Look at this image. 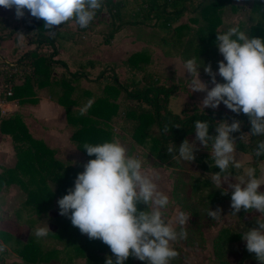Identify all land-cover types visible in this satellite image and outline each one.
Masks as SVG:
<instances>
[{
	"label": "trees",
	"instance_id": "obj_1",
	"mask_svg": "<svg viewBox=\"0 0 264 264\" xmlns=\"http://www.w3.org/2000/svg\"><path fill=\"white\" fill-rule=\"evenodd\" d=\"M30 20L29 42L38 46L17 60L19 68L28 72L18 78L14 99L20 105L34 103L32 97L49 90L51 99L66 110L70 142L89 164L98 190L79 188L80 163L73 165L34 139L19 113L2 118L0 130L11 135L17 156L13 168L0 171V190L16 184L26 199L16 213L0 212V220L12 221L17 229L14 236L0 229V258L12 253L23 264L79 260L136 264L135 238L141 229L160 246L139 264H180L177 253L165 246L171 235L165 220L152 211L149 195L136 192L131 156L140 148L150 166L178 168L173 162L179 163L185 152L190 156V145L198 142L216 151L248 153L256 162L264 160V0H243L241 5L234 0H76L73 6L41 0ZM73 22L80 24L79 37L97 33L112 38L128 27L146 44L124 60L123 82L115 66L108 68L109 79L104 71L92 78L88 69L93 60L72 70L56 58L73 40ZM100 24L104 26L96 32ZM44 45L51 46L50 54L41 51ZM162 45L168 47L167 55L180 58L193 74L217 81L219 102L235 105L186 106L181 114L173 113L169 105L176 87L151 69L154 47ZM57 64L66 70L58 72ZM120 140L130 143L125 156L117 151ZM194 161L217 178L231 176L236 192H226L202 177H175L173 200L182 212L197 217L177 230L179 238L190 248L205 246L210 206L237 201L243 193L250 200L244 205L236 202L233 221L223 224L213 239L214 254L220 264H264V246L255 238L264 228V188L238 181L233 166L216 163L215 158L206 163L194 157ZM256 206L259 214H254ZM25 210L37 220H30L22 243L19 220ZM86 220L89 233L83 227ZM238 244L241 258L234 263L229 254L238 252Z\"/></svg>",
	"mask_w": 264,
	"mask_h": 264
},
{
	"label": "rangeland",
	"instance_id": "obj_2",
	"mask_svg": "<svg viewBox=\"0 0 264 264\" xmlns=\"http://www.w3.org/2000/svg\"><path fill=\"white\" fill-rule=\"evenodd\" d=\"M64 6H73L76 0H54ZM120 0H116L118 2ZM41 0H10L3 4L5 8L4 13L11 14V12H20V8H25L26 3H31L33 7L37 10L39 8ZM235 4L241 5L243 0H234ZM134 13V12H133ZM134 15V14H133ZM13 18V16H12ZM23 14L19 13V16L13 18V24H19L22 30H26L29 25V21L24 22ZM20 20V21H19ZM83 23V22H82ZM85 23V22H84ZM12 27L14 31L18 28L17 25ZM103 24L95 26V31L98 32ZM70 33H74L73 40L68 41L66 47L63 48L62 53L60 52L56 57L59 60L66 59L67 64L72 70L77 69L81 57L84 61L94 60L97 62V67L92 70V76L97 77L103 71L105 72V78L109 79L111 73L108 68L115 66L116 72L119 75L120 80L123 82L127 77L126 68L123 65L124 60H126L131 53L134 52L135 46L133 39L136 40L134 32L131 28H124L118 32L114 37L107 38L105 35L101 34H83L79 37L78 28L80 24L70 23ZM11 30V29H10ZM11 31L12 33H14ZM7 31L5 34L0 33V37H5L6 35H13ZM23 31H17L15 33L16 45L18 47L15 50H10L11 56L6 58L10 62H17L19 57L30 50L29 38L30 35H26V43L22 41V36H25ZM6 43V41H3ZM32 46V45H31ZM34 48V46H32ZM12 49V46L10 47ZM156 52L154 53L151 65V69L157 73L164 83L173 85L176 87L171 100L169 108L175 114H181L182 110L186 106H200L202 108H207L210 106L219 107H231L235 105L234 103H222L218 101L217 91L214 86L215 82L207 81L201 74H193L190 69L183 64V62L176 57H171L167 55L169 53L168 47L155 46ZM8 51V49H7ZM19 51V52H18ZM41 51L50 54L52 48L50 45H44ZM68 52V54H67ZM58 72H63L60 65H56ZM28 72V70H27ZM1 84V79H0ZM18 84V79H17ZM38 95H43L50 97V92L48 89L45 91H39ZM256 98L259 99L260 93L255 94ZM33 100L35 97H32ZM237 104V103H236ZM11 113V110H10ZM11 115V114H9ZM8 115V116H9ZM49 117H54L55 124L52 123V127H61L67 122L66 110L62 106L60 112H52ZM192 148V153L189 156L188 152L182 155V159L178 162H173V164H179L178 168L171 167L168 164H163L161 167L150 166L149 160L143 155V150L140 148L135 149L131 159L135 161V184L136 192L140 194H147L151 198V209L155 214H162L163 220H165V227L170 232V236L165 241V246L169 250L177 253V257L180 259V264H220L214 254L213 250V239L217 235L219 229L225 223H231L234 219L232 210L235 208L236 202L241 205L247 204L250 198L243 193L239 194L238 200L234 201L231 199L223 200L210 206L207 218H205V228L204 233L206 236V244L203 247H188L186 243L182 241L177 233L180 227L187 226L192 220L197 218L191 213H184L181 208L173 200L171 193L173 188V180L180 178L183 175H191L193 177L208 179L213 182L219 188H222L226 192H236L232 189L233 178L231 176H225L222 178H217L214 174L207 173L194 161V157L200 159L203 162H208L209 158H215L216 163L225 162L227 165L233 166V172L235 178L249 185H256L260 188H264V160L256 162L252 155L244 153L241 151L229 149L216 151L214 147L208 146L205 143L194 142L190 145ZM69 156L66 158L59 156L62 159L69 160L73 165L82 166L81 179L77 186L81 189H91L97 191L95 187V178L93 172L89 168V164L84 161L83 156L80 154L79 150L75 147H70ZM130 148V143L127 140H120L118 144V153L121 156H125L126 152ZM72 150V151H71ZM126 186V190H129V186ZM18 192L22 195V201H20L18 207L13 210L12 214L16 213L18 209L21 208L22 204L26 199V193L17 186ZM190 194L191 192L188 191ZM28 210L23 211V219L28 221L36 219L35 215L28 216ZM199 212L198 215H200ZM260 213L259 207L256 206L254 214ZM30 219V220H29ZM37 220V219H36ZM89 220L84 223V230L89 233L90 224ZM37 225L45 230L47 227L43 225L40 220L37 221ZM25 227L24 230H27ZM25 235L23 238H19L22 243L26 240ZM256 241L264 246V228L257 232ZM160 246L159 243H154L151 241V236L148 233L143 232L141 229L138 230L135 238V247L137 251V261L139 264L145 256H150L154 253L156 248ZM242 245L238 244L236 249L238 252L230 253L229 260L237 263L241 258L239 251ZM1 252V250H0ZM0 264H23L22 261L12 253L3 254L0 258ZM50 264H65L59 262H51ZM75 264H83V261L79 260ZM246 264H259L257 262H247Z\"/></svg>",
	"mask_w": 264,
	"mask_h": 264
},
{
	"label": "crops",
	"instance_id": "obj_3",
	"mask_svg": "<svg viewBox=\"0 0 264 264\" xmlns=\"http://www.w3.org/2000/svg\"><path fill=\"white\" fill-rule=\"evenodd\" d=\"M6 1H10V0H0V33L5 34L7 31H10L9 33L13 35L9 34V35H6L5 37H2V36L0 37V62L11 56V54L9 53L10 50H13V49L15 50V48L18 47L16 45V39H15V33L17 31H20V33L23 31V34L28 35L27 30L24 31L21 29V27H19L20 23L13 24V18L14 17L16 18V16H19V13L23 14L24 22L28 20L30 24L31 23L30 17L32 15V12L36 10L35 7L31 5V3H26L27 6H25V8H20L19 10L20 12H17V13L11 12V14L9 13L5 14L4 13L5 8L3 7V4H5ZM10 25H12L13 27L17 25L18 28H15L13 31ZM11 31H13L14 33H12ZM26 35L22 36V41H25V43L26 41H28L25 38ZM132 39L134 41L132 46H135L134 52L141 50L143 47L146 46L144 42L139 41L137 39L135 40L134 38ZM3 41H6V43H4ZM28 43L30 44L28 45L30 47V50H33L35 47L38 46V45L31 44L30 42ZM31 45L34 46V48H32ZM11 46H12V49H10ZM62 51L63 49H61L59 53L60 52L62 53ZM155 52H156V49H155ZM79 60L80 62L84 61L83 57H81V59ZM63 61L67 64L66 59H64ZM57 65H60L63 71L66 70L61 64H57ZM67 66L68 68H70L68 64ZM96 67H97V62L94 61V66L88 69L89 75L92 78H94V76H92L91 72ZM212 82H215L214 86L216 88L217 97H218L217 81H212ZM45 90L46 89H44V91ZM35 99L36 101L34 100V103L20 105L18 103L19 99L16 98L9 105L10 110H11L10 114L12 115L16 112L19 113L23 119L25 126L27 127L28 131L30 132V134L32 135L34 139L43 141V143L47 147L55 150L56 156L58 157L62 156L64 158L65 157L67 158L69 156V150L71 149L70 147L75 148V146L70 142L71 132L67 127L68 123L66 122L64 126L53 128L52 127L53 125L58 126V124H55L53 120L54 117H49V115L52 112H55V111L60 112L62 109V106L56 103L55 101H53L51 97L38 95L37 97H35ZM119 142L120 141H118V144ZM117 151H118V145H117ZM16 156L17 155H16V151L14 148V142H13V139L11 138V135L3 133L1 131L0 132V171L3 168H13L16 164ZM17 186L18 185L16 184H12L8 187L3 186L0 190V212L3 215H11L13 210L18 207L20 201H22V195L18 192ZM157 215L163 218L162 214H157ZM19 222L23 223L22 229L19 231L20 233L19 238L21 237L23 238V235L28 236V233H29L28 221H26V219H23V217H21ZM25 227H28L27 230H24ZM0 229L9 231L13 236L16 234V231H17L14 223L6 218L0 220Z\"/></svg>",
	"mask_w": 264,
	"mask_h": 264
},
{
	"label": "built area",
	"instance_id": "obj_4",
	"mask_svg": "<svg viewBox=\"0 0 264 264\" xmlns=\"http://www.w3.org/2000/svg\"><path fill=\"white\" fill-rule=\"evenodd\" d=\"M26 73L27 70L19 68L17 62H10L8 60L0 62V124L2 118L10 114L9 105L15 100L14 88L17 85V79L24 77Z\"/></svg>",
	"mask_w": 264,
	"mask_h": 264
}]
</instances>
